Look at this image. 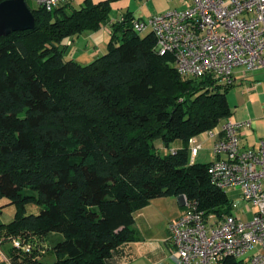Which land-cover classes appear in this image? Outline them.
I'll return each instance as SVG.
<instances>
[{
  "label": "trees",
  "instance_id": "16d2710c",
  "mask_svg": "<svg viewBox=\"0 0 264 264\" xmlns=\"http://www.w3.org/2000/svg\"><path fill=\"white\" fill-rule=\"evenodd\" d=\"M26 2L35 26L0 36V199L17 207L0 222V264H120L134 212L155 197L230 213L210 162H191L188 144L232 114L231 85L182 76L151 32L133 29L131 12L110 21V0L50 11ZM108 23L104 54L65 58L66 38Z\"/></svg>",
  "mask_w": 264,
  "mask_h": 264
},
{
  "label": "built area",
  "instance_id": "2783aa9c",
  "mask_svg": "<svg viewBox=\"0 0 264 264\" xmlns=\"http://www.w3.org/2000/svg\"><path fill=\"white\" fill-rule=\"evenodd\" d=\"M28 1L50 11L71 0ZM181 1L180 7L134 18L132 27L141 35L151 32L155 52L171 54L182 76H210L227 86L233 84L236 67L264 69V0ZM242 126L250 127L251 122L228 117L189 140L194 162L203 141L213 139L210 182L227 194L238 190V198H230V213L217 216L206 214L196 201L182 195L185 210L168 223L173 254L180 264H219L228 257L237 264H264V138L256 147L242 146ZM239 202L246 210L254 207L250 218L237 213ZM12 243L24 251L31 249L19 238ZM255 248L257 252L250 253Z\"/></svg>",
  "mask_w": 264,
  "mask_h": 264
},
{
  "label": "crops",
  "instance_id": "0c3cea01",
  "mask_svg": "<svg viewBox=\"0 0 264 264\" xmlns=\"http://www.w3.org/2000/svg\"><path fill=\"white\" fill-rule=\"evenodd\" d=\"M114 1L110 0L111 8ZM70 2L75 7H79L83 0H71ZM171 2L172 7L183 5L181 0H171ZM120 17L121 15L117 18L110 16V21H115ZM109 24L103 25L98 31H85L66 38L64 40L66 43L65 58L86 64L104 54L107 46L103 50V42L108 38V35L110 38ZM96 49L99 52H92ZM91 54L95 57L92 58ZM90 59L92 60L90 61ZM226 97L232 110L229 118L241 122L246 120L251 122L250 127L242 126L239 129L241 145L256 147L258 140L264 138V69L247 71L242 67H236L234 69V81ZM206 142L209 144L205 146ZM212 143L213 139L207 138L203 141L200 149L208 148V155L211 157ZM175 146H181V142H176ZM200 150L195 162H199L197 157ZM231 198H238V194ZM245 207L243 202H239L237 213L242 218H250L254 207L248 206V210ZM184 210L185 204L180 195L155 197L148 204L137 209L133 214L135 239L124 245L120 264H180L178 258L173 254L174 248L170 241L168 223L180 216ZM52 259V257L48 258L49 261Z\"/></svg>",
  "mask_w": 264,
  "mask_h": 264
},
{
  "label": "rangeland",
  "instance_id": "374dc122",
  "mask_svg": "<svg viewBox=\"0 0 264 264\" xmlns=\"http://www.w3.org/2000/svg\"><path fill=\"white\" fill-rule=\"evenodd\" d=\"M30 3L32 6H36V4H34L33 2H30ZM113 3H112L110 16L114 18H117L118 16L130 11L131 13H133L134 18L140 17L141 19H146L152 14L161 13L170 8H173L171 0H115ZM108 40H109V35H108V38H106L105 42H103L104 44V46L102 47L104 48L103 50H105ZM92 52L97 53L99 52V50L96 49V50H93ZM91 57L94 58L95 56L91 54ZM91 60L92 59H90V61ZM207 144H209V142H206L205 146ZM207 149L208 148H203L202 150H200V154L197 157V160L199 162H206L212 159V157L208 155L209 150ZM161 151L162 153L165 152L163 149ZM237 194L238 192H235V191L228 193L230 198L236 197ZM0 209H1L0 222L6 223V222L11 221L14 218L17 207L15 206V204L10 203L8 198L3 197L0 199ZM37 210L38 208L36 205H27V212H37ZM54 237H56V235L50 236V239ZM6 244H7L6 246H8L10 242ZM257 250H258L257 248L252 249L250 253L252 252L256 253ZM49 256L50 255L46 254L44 257H49ZM1 257L3 256L0 255V258Z\"/></svg>",
  "mask_w": 264,
  "mask_h": 264
},
{
  "label": "water",
  "instance_id": "95a60500",
  "mask_svg": "<svg viewBox=\"0 0 264 264\" xmlns=\"http://www.w3.org/2000/svg\"><path fill=\"white\" fill-rule=\"evenodd\" d=\"M34 26L35 17L26 0L0 1V36L32 29Z\"/></svg>",
  "mask_w": 264,
  "mask_h": 264
}]
</instances>
